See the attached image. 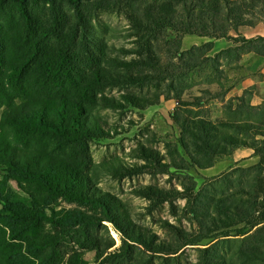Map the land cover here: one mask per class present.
I'll return each mask as SVG.
<instances>
[{
    "label": "trees",
    "instance_id": "obj_1",
    "mask_svg": "<svg viewBox=\"0 0 264 264\" xmlns=\"http://www.w3.org/2000/svg\"><path fill=\"white\" fill-rule=\"evenodd\" d=\"M134 4L135 0H0V224H14L9 236L0 226V264H60V246L67 239L101 259L114 246H102L92 235L103 222L120 235L121 254H108L99 264L118 262L116 257L129 254L130 243L176 254L187 245L184 241L194 242L187 234L177 248L157 244L152 234L131 222L120 201L97 188L88 149L93 140L109 136L97 113L113 101L99 95L119 83L103 50V29L95 22L100 15H123L137 32L147 59L120 66L125 71L122 79L137 84L149 76L132 69L155 68L149 46L161 33L233 40L232 31L264 25V0H169L153 2L140 13ZM236 42L240 46L226 53L238 50L264 57V37H239ZM235 100L242 102L244 97ZM173 120L180 129L181 148L199 169L211 168L216 158L230 157L238 148H248L260 158L248 170L251 190L214 199L199 213L198 223L203 238L241 224L248 232L254 230L240 244L235 242V260L264 264V128L249 122ZM147 156L153 157L151 152ZM9 183L16 189L5 191ZM147 190L143 194L148 198L164 194ZM58 201L84 211H56ZM26 224L34 230L47 224L48 235L22 240L23 232L15 233ZM15 240L24 241L25 248L11 243ZM204 252L201 264H235L233 257L215 259L211 250ZM66 264L86 262L75 253Z\"/></svg>",
    "mask_w": 264,
    "mask_h": 264
},
{
    "label": "rangeland",
    "instance_id": "obj_2",
    "mask_svg": "<svg viewBox=\"0 0 264 264\" xmlns=\"http://www.w3.org/2000/svg\"><path fill=\"white\" fill-rule=\"evenodd\" d=\"M168 1L135 0L134 11L140 13L153 2ZM95 23L103 29L106 44L103 50L112 65L109 69L119 83L99 95L113 101L111 106L100 108L97 113L108 126L109 136L93 140L88 149L97 188L120 201L131 222L152 234L157 244L174 249L187 234L188 239L194 241H184L187 245L176 254L152 252L130 243L133 246L129 254L116 257L118 262L114 264H201L206 250H211L210 255L215 259L228 256L234 258L235 264H245L235 260L238 250L235 242L240 244L254 230L248 232V227L241 224L203 238L205 234L200 232L198 215L206 212L208 204L216 198L236 190L250 191L248 182L252 173L248 170L258 165L260 158L248 148H238L234 153L238 152L232 154L234 158L232 155L230 159L218 157L211 168L199 169L181 148L180 129L173 118L249 122L264 128V90L250 87L246 95V89L237 87L250 76V71L241 66V56L246 52L226 53L240 46L236 42L239 37L264 33L263 24L258 23V28L254 26L251 30L242 27L237 32L232 31L233 40L178 35L171 31L161 33L149 46L156 60L155 68H133L135 74L149 76L144 82L133 84L127 78L122 79L125 71L120 66L147 59L137 32L123 15H100ZM258 74L259 70L255 72ZM238 97H244V101H236ZM150 152L156 159L146 158ZM244 153H252L257 162L245 161L248 158ZM149 187L164 194L148 198L143 192H148ZM8 189H16L15 184L6 185L5 191ZM71 210L84 211L58 201L56 211ZM1 221L0 226L9 236L14 224ZM17 228L20 229L15 234L23 232L19 236L22 240L36 234L46 236L49 232L47 224L38 225L36 230L30 224ZM241 230L247 234L240 237L238 231ZM92 232L102 246L114 245L103 257L121 252L117 250L121 245L120 235L110 223L103 222ZM11 243L25 248L24 241ZM60 251L63 256L60 264H66L75 253L82 255L86 264H99L103 258L98 259L95 251L81 249L73 239L62 241Z\"/></svg>",
    "mask_w": 264,
    "mask_h": 264
},
{
    "label": "crops",
    "instance_id": "obj_3",
    "mask_svg": "<svg viewBox=\"0 0 264 264\" xmlns=\"http://www.w3.org/2000/svg\"><path fill=\"white\" fill-rule=\"evenodd\" d=\"M255 27L258 28V25ZM252 28L253 27H246L244 29L245 30H251ZM262 28L264 29V25H262ZM244 29H242V30L244 31ZM259 29H261V28L259 27ZM256 37H264V33L257 32L256 34L251 35L250 37H247V39L256 38ZM227 47L228 46H226V48ZM241 62H242V65H241L242 68H244V69L246 68L250 71V76L243 79L242 82H239L237 87L240 88L241 90H245V89H248L250 87L256 86V87L264 90V57L258 56L254 53H246V54H243L241 56ZM257 70H259V74L255 75V72ZM237 152L238 151H236V153ZM236 153H234V155ZM240 154H242V153H240ZM251 154L252 153H244V155H246V158H248L245 161L253 162L252 164H255L257 162L256 161L257 159H256V157H252ZM230 158H231V156L228 159H230ZM232 158H234L233 155H232Z\"/></svg>",
    "mask_w": 264,
    "mask_h": 264
}]
</instances>
